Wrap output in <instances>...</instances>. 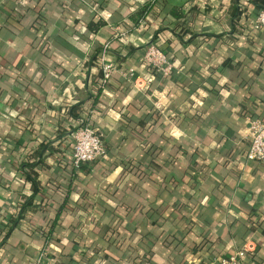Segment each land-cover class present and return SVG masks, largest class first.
<instances>
[{
  "label": "crops",
  "instance_id": "1",
  "mask_svg": "<svg viewBox=\"0 0 264 264\" xmlns=\"http://www.w3.org/2000/svg\"><path fill=\"white\" fill-rule=\"evenodd\" d=\"M262 7L0 0V264L44 247L48 264H221L243 248L239 264H264V164L245 158L247 117H264ZM105 44L115 69L102 90ZM148 44L168 75L143 61ZM85 123L106 153L75 168ZM30 161L34 193L19 167Z\"/></svg>",
  "mask_w": 264,
  "mask_h": 264
},
{
  "label": "built area",
  "instance_id": "2",
  "mask_svg": "<svg viewBox=\"0 0 264 264\" xmlns=\"http://www.w3.org/2000/svg\"><path fill=\"white\" fill-rule=\"evenodd\" d=\"M255 28L264 27V8L260 9L254 20ZM107 45L97 57L101 67V89L110 81L115 66L108 58ZM143 61L153 72L168 75L173 69V63L163 53L161 48L155 44H148L143 54ZM161 101H156L160 106ZM248 120V147L245 158L248 161H256L264 164V117H247ZM106 147L101 132H98L89 123L77 128L73 133V142L70 150V161L73 167L78 168L81 164L92 163L105 155ZM245 248L222 260L221 264H239L245 255ZM47 248L44 247L36 258L29 264H48ZM56 264H64L57 262Z\"/></svg>",
  "mask_w": 264,
  "mask_h": 264
},
{
  "label": "trees",
  "instance_id": "3",
  "mask_svg": "<svg viewBox=\"0 0 264 264\" xmlns=\"http://www.w3.org/2000/svg\"><path fill=\"white\" fill-rule=\"evenodd\" d=\"M150 7H151V4H146V5H144L143 7H142V9L140 10V11H138L137 12V15H138V17L139 18H142V17H144L148 12H149V10H150ZM262 8H264V7H262ZM262 8H260V9H262ZM259 9V10H260ZM173 17H175L176 19H178L179 17H181L182 15H181V11L179 10V9H177V8H175V9H173V10H171V13H170ZM102 24V22H99V23H97V24H94V23H91V24H89V29H95L97 26H99V25H101ZM99 88L101 89V86H99ZM92 126V125H91ZM168 138H169V136H167ZM174 142V141H173ZM45 145L46 144H44V143H41L40 144V150H39V152H36V154H37V156L38 155H40L41 153H42V151H43V148L45 147ZM106 153V152H105ZM101 159V158H100ZM99 159V160H100ZM98 161V160H97ZM41 162V159H38V161H37V163H40ZM36 162H22L21 164H20V169L22 170V172H24V174H25V178L26 179H29L30 181H31V184H32V189H33V193L37 190V183H36V178H35V176L32 174V169L34 168V166H36V164H37ZM85 164V163H84ZM28 205V202H27V199L24 201V203L21 205V207H20V212L18 213V215H17V217H19V216H21V212L26 208V206ZM20 214V215H19ZM56 220H57V217H55V222H56ZM120 220H121V218L120 217H117L116 218V220H115V222H116V224H119L120 223ZM54 222V223H55ZM51 231V228L49 229V231H48V233ZM149 258V256H146L145 257V260H149L148 259Z\"/></svg>",
  "mask_w": 264,
  "mask_h": 264
}]
</instances>
